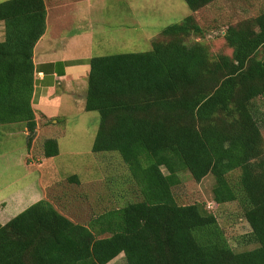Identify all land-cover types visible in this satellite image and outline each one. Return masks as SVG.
<instances>
[{
	"label": "trees",
	"instance_id": "obj_1",
	"mask_svg": "<svg viewBox=\"0 0 264 264\" xmlns=\"http://www.w3.org/2000/svg\"><path fill=\"white\" fill-rule=\"evenodd\" d=\"M191 12L215 0H184ZM0 125L24 123L31 145L33 50L46 29L45 0L0 2ZM192 15L164 27L144 52L89 60L85 111L99 123L92 152H117L134 201L78 223L41 198L0 223V264H264V11L228 25L230 53L212 55ZM58 155L55 138L42 143ZM165 169V171H164ZM188 173L211 175L215 205L235 202L257 243L234 252L216 216L180 204L172 188ZM237 174L235 175V173Z\"/></svg>",
	"mask_w": 264,
	"mask_h": 264
},
{
	"label": "rangeland",
	"instance_id": "obj_2",
	"mask_svg": "<svg viewBox=\"0 0 264 264\" xmlns=\"http://www.w3.org/2000/svg\"><path fill=\"white\" fill-rule=\"evenodd\" d=\"M60 1L46 0V3L53 5L49 9L52 15L61 16L58 29L61 41L74 42L77 52H87L90 56L148 51L152 40L164 27L178 23L188 15H192L203 30L202 35H192L190 40L205 44L213 56L230 53L222 38L226 27L264 11V0H215L194 12L184 0ZM3 38L4 35L0 41ZM76 96L67 92L61 94L59 103L67 117V129L59 136V155L45 161L41 185L37 181V170L31 169L35 173L28 175L30 170L26 168L27 161L40 159V152L34 149L33 154L27 155L26 139L18 132L17 125H0L1 221L7 222L41 199L34 198L38 195L46 197L57 210L78 223H87L97 213L137 199L132 192L134 183L119 154L92 152L90 128L94 127V117L98 125L99 114L80 111L82 104L76 101ZM260 101L256 100L255 108L264 139V107ZM74 127L78 130H72ZM213 184L211 175L197 183L184 172L181 182L172 191L180 204L203 203L206 210L216 216L234 252L256 248L257 243L243 239L249 235L250 227L237 203L215 205ZM108 264L126 262L122 257Z\"/></svg>",
	"mask_w": 264,
	"mask_h": 264
},
{
	"label": "crops",
	"instance_id": "obj_3",
	"mask_svg": "<svg viewBox=\"0 0 264 264\" xmlns=\"http://www.w3.org/2000/svg\"><path fill=\"white\" fill-rule=\"evenodd\" d=\"M58 2L61 1L58 0ZM48 4L49 6H47L45 0L46 29L42 37L37 41L33 50L34 85L31 96V105L35 115L36 133L27 151V155H30L33 154L34 149H36L38 150V152H40L38 154H41V157L40 159L38 158L27 161L28 164L26 165V168L30 170L27 172L28 175H32L33 173H35L32 172L33 170L31 169L35 168L37 170V181L40 185L41 182L44 181L43 171L45 161L53 158H45L43 156L42 143L45 139L48 138H55L58 141L59 136L62 135L61 133L65 132V129H67V117L64 114V109L61 108V105L59 103V101L62 99L61 94H63V92H67L71 96L77 94L76 97L78 98V100L76 101L82 104L79 105V109L80 111H85L84 100L87 84L86 76L89 71V60L91 57H93L88 55L87 52H77L75 50L76 45L74 42L69 40L64 42L61 41V33L58 30L59 20L61 19V16L52 15V12H50V10L52 9L53 5H51V3L49 2ZM2 35L3 24L0 23V39L2 38ZM89 43L90 42L88 39L87 45ZM72 50H74L75 53ZM60 89L63 92H61ZM81 94H83V96H81ZM94 122V127H92V129L90 128V135L93 136V139L98 128L95 117ZM9 125H17L18 132L26 139V135L28 132L24 123ZM72 130H78V128L74 127L72 128ZM58 147L59 155L60 145ZM27 187L29 188L31 186L28 185ZM43 191L42 193L44 195ZM38 196L39 197L35 196L34 198H44L41 195ZM19 210L20 209H18V211ZM6 217H8V214H6ZM0 223L4 224L5 222L0 220ZM119 259H122V257L120 256L118 259H115L111 262Z\"/></svg>",
	"mask_w": 264,
	"mask_h": 264
},
{
	"label": "built area",
	"instance_id": "obj_4",
	"mask_svg": "<svg viewBox=\"0 0 264 264\" xmlns=\"http://www.w3.org/2000/svg\"><path fill=\"white\" fill-rule=\"evenodd\" d=\"M210 207V206H209Z\"/></svg>",
	"mask_w": 264,
	"mask_h": 264
}]
</instances>
